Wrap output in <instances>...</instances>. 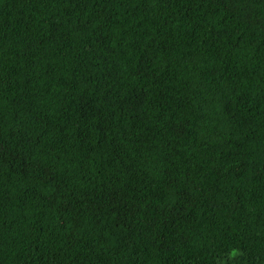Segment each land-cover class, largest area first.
I'll return each instance as SVG.
<instances>
[{"label":"trees","instance_id":"1","mask_svg":"<svg viewBox=\"0 0 264 264\" xmlns=\"http://www.w3.org/2000/svg\"><path fill=\"white\" fill-rule=\"evenodd\" d=\"M0 264H264V0H0Z\"/></svg>","mask_w":264,"mask_h":264}]
</instances>
